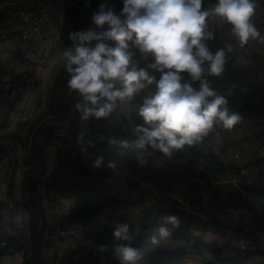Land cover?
Returning a JSON list of instances; mask_svg holds the SVG:
<instances>
[{"label": "clouds", "instance_id": "9594fccd", "mask_svg": "<svg viewBox=\"0 0 264 264\" xmlns=\"http://www.w3.org/2000/svg\"><path fill=\"white\" fill-rule=\"evenodd\" d=\"M122 8L102 0L86 26L72 30L73 46L63 52L67 86L79 99L74 107L81 119L108 118L118 107L139 96L136 124L129 138L107 137L108 147L127 152L139 165L156 153L171 157L214 128L232 129L242 120L229 107L228 97L212 86L209 76H220L233 46L212 51L214 21L227 23L241 46L250 39L264 41L252 21L257 0H120ZM103 135L100 140H104ZM91 143V141H89ZM94 155V154H93ZM91 159L92 168L115 169L103 155ZM175 213L158 222L153 244L180 227ZM113 246L118 264H145L133 246L140 227L114 221Z\"/></svg>", "mask_w": 264, "mask_h": 264}, {"label": "trees", "instance_id": "16d2710c", "mask_svg": "<svg viewBox=\"0 0 264 264\" xmlns=\"http://www.w3.org/2000/svg\"><path fill=\"white\" fill-rule=\"evenodd\" d=\"M10 1L12 0H0V19L6 17L13 10L6 7ZM101 2L102 0H73L67 5L61 34V39L66 45L73 46V42L68 39V33L90 23L92 13L98 9ZM109 2L115 4L117 11L122 8L120 0H109ZM220 33V29L214 28L215 39L209 41L212 51L225 46V43L220 39ZM228 55L230 59L225 65L224 72L220 76H209V80L215 83V89L228 97L230 109L256 112L264 117V78L259 74V70L264 69V53H255L252 56L251 65L241 62L234 49ZM11 58L14 61H23V55L19 52H13ZM67 78L68 74L63 64L47 88L45 99L47 111L45 114L52 118L55 125L46 124L42 131L44 124L40 125L39 121L46 115L37 117L28 125L25 137L19 138L20 141H30L27 158L28 169L23 174L22 192L27 194L24 199V207L28 211L27 224L31 232L29 248L32 253L29 260L24 259L19 264H49L54 258V255H46V249L42 250L44 239L41 226L40 196L37 189V184L41 180L55 193L72 197V203L64 219L80 226L90 239L89 243H77V246L66 249L62 253L60 264H95L100 260L99 257L105 258L107 264H118L113 256V246L120 241H117L113 236V228L104 231L91 228L93 209H99L106 203L91 206L92 196L98 189L92 182L84 183L83 180L76 177L75 173L78 171L74 163L81 158L83 153L91 154V158L103 155L107 162V141L106 138L100 140L101 135L105 137L104 125L115 128L116 135L122 133L121 125L112 126L108 123L110 116L99 120L92 118L88 131L79 144L78 131L82 122L78 110L74 107L77 98L74 91L69 90L66 83ZM1 91L2 88H0V93ZM140 102L141 97L137 96L131 104L133 127L143 122L136 114L135 105ZM42 123L44 122L42 121ZM56 127L60 128L63 133H67L72 142L57 149L55 165L47 173L45 149L55 137L53 129ZM174 156L182 161L181 165L176 164L168 167L152 162L151 165L141 166L127 152L118 160L122 165L131 168L137 177L141 176L142 178H139L141 181L153 184L159 193H164L167 188L180 187L185 191L186 197L209 214L235 213L246 218L252 208H257V212L262 210L261 219L264 218V188H248L242 191L227 183H221L225 166L211 151L208 136L203 138L202 148L198 149L196 145H185L183 149L176 151ZM90 167L87 166L83 169L86 177L93 174ZM98 169L100 168L95 171ZM131 189L132 186H129L127 192ZM139 192L138 189V195ZM242 196H245V199ZM124 205L128 206L129 201H124ZM150 214V212L145 214L146 220L149 219ZM177 215L181 221L180 227L173 229V235L161 240L158 244H153L149 239L158 225L147 223L141 227L142 231L136 237L133 246L140 250L145 264H187L184 256L188 252L192 253L195 259H199L202 264H248L247 257L256 254L248 250L230 248L227 245L232 238L242 235L236 228L226 227L218 221L203 224L192 216ZM250 217L251 221H255L253 215ZM194 230H199L201 233L213 232L223 243L221 245L216 241L201 243L196 236L192 235ZM173 240L184 243L191 241V245H185L184 249H170L166 242L169 243ZM192 240H195V245ZM209 256L212 260H209Z\"/></svg>", "mask_w": 264, "mask_h": 264}, {"label": "built area", "instance_id": "2783aa9c", "mask_svg": "<svg viewBox=\"0 0 264 264\" xmlns=\"http://www.w3.org/2000/svg\"><path fill=\"white\" fill-rule=\"evenodd\" d=\"M69 3L66 0H12L6 7L13 10L6 17L0 19V52H19L27 63H33V58H37L36 63L33 64L32 75H27L29 68L22 67L15 70L11 77L4 80L0 86L2 88L0 93V264H19L29 257L27 247L31 242V232L27 224L28 211L24 207V199L27 194L22 192V186L23 174L28 169L27 158L30 141H20L19 138L25 137V129L35 119L36 112L45 102L47 94L46 85L39 82V74L36 69L40 67L39 71L41 68L58 62L60 52L63 53L69 47L61 39L65 9ZM257 3L258 7L252 21L261 35H264V0H257ZM220 23V21H214V28L220 29ZM254 40L264 45V41L250 39L241 46L231 31H226L223 42L232 44L233 49L239 55V60L251 65L254 55L252 48ZM2 53L7 52L0 54ZM212 86L216 87L214 82H212ZM74 93L78 100V94L75 91ZM131 113L132 105L130 104L118 107L110 115L108 123L112 126L121 125L122 133L116 135L115 128L104 125L106 141L107 137L129 138L132 135L134 127ZM257 118L264 119L261 115ZM81 121L85 120L81 119ZM39 124H44L42 131L46 124L55 125L51 117H45L39 121ZM81 128L84 129V126L80 125L79 129ZM227 130L217 127L208 134L211 151L217 157L225 153L234 163L227 166L224 164L225 173L221 177V183H227L238 190L264 188V150L257 148L260 141L264 142V123L259 131L250 132L245 138L241 136L224 138ZM53 132L55 137L45 149L47 173L55 165L57 149L72 142L71 137L67 133H63L60 128L56 127ZM202 141L203 139L194 145L200 149ZM250 148L255 151V158L260 161L258 167L251 168L246 162L245 156ZM107 149V159L116 161L115 169H120L122 167L118 160L120 152L114 147L107 146ZM89 158L91 157L88 153H83L81 158L74 163L76 170L82 172L88 163H91ZM149 160L168 167L182 164V161L177 159L174 154L171 157H164L162 154L156 153ZM101 172V175L99 172L93 173L89 177V181L95 185L115 184L111 178L104 176L106 175L104 171ZM137 188L140 190L139 197L128 206L93 209L91 222L93 223L97 216L101 218L95 225V230L104 231L112 228L111 225L114 221L128 222L133 227L141 228L147 223H162L163 217L169 213L186 214L203 224L218 221L226 227L238 229L242 235L232 238L227 243L230 248L235 247L240 250H248L251 253L264 254V223L252 224L235 213L209 214L196 206L186 197L185 191L180 188H176V193L182 197L176 196L175 198L159 193L148 181H138ZM37 189L40 196L41 226L50 232L51 239L64 244L72 243L70 241L76 239L78 225L64 219L72 203V197L68 195L56 197L54 193H52L53 196L48 195L43 180L37 184ZM157 200L161 202L156 206L154 204ZM91 206L94 207L93 204ZM148 212L151 213V218L144 220L143 216ZM200 233L201 231L194 230L192 235L196 236ZM204 241L212 242L213 239L205 238ZM89 242L90 239L86 238L83 243ZM181 242L173 240L170 243L177 245ZM166 243L168 244V242ZM190 243L188 241L184 244L189 245ZM172 248L177 247L172 246ZM65 250L61 248L54 254V258L49 264H60L62 253ZM186 255L187 264H202L199 259H195L192 253L188 252ZM99 259L95 264H107L105 258L99 257ZM209 260H212L210 256Z\"/></svg>", "mask_w": 264, "mask_h": 264}, {"label": "crops", "instance_id": "0c3cea01", "mask_svg": "<svg viewBox=\"0 0 264 264\" xmlns=\"http://www.w3.org/2000/svg\"><path fill=\"white\" fill-rule=\"evenodd\" d=\"M220 26H221L220 31L223 34V37L225 36L226 31H231V26L229 24H227V23L221 22ZM61 45H63V44H61ZM252 48L254 50V54L255 53L256 54L264 53V45L259 43L257 40H254L252 42ZM1 52H7L5 54L9 53L8 58L11 57V55L13 53V52H8V51H1ZM0 56H3V55H0ZM36 60H37V58H33V63H28L26 66H24L26 68H29L27 70V75H32L33 74V69L32 68L34 67L33 64L36 63ZM12 62H13V60H12ZM14 62H18L20 64L22 62L25 63L24 60L21 61V62H19V61H14ZM63 64H64L63 53L60 52V59H59L58 62L52 63V65L49 66V67L41 68L39 71H38V69L40 67L36 69L37 74H39V82L45 83V85H46L45 86V90H47V88L49 86L48 84L51 83V81L53 80L52 78H54V76L56 75L58 69ZM11 69H12V72L15 70V68H11ZM1 75H2V73L0 71V76ZM4 80L6 81L7 78L2 79L0 77V86H1V84H2V82ZM45 99H46V96H45ZM34 105H35V102H34ZM238 112L241 114L242 120L245 117H252L255 120V122L243 123L242 120L239 121L237 124H235L233 126L232 129H228L226 131V133L224 134V138H232V137H237V136H241V137L245 138V136L247 135L246 133L251 132V131L252 132L253 131H259L261 129V126L264 123V119L259 120L257 118V116H259L260 114H258V113L256 114V112L254 113V112L245 111V110L238 111ZM86 126H89V124H87ZM26 131H27V129H26ZM87 131H88V129H87ZM257 148L261 149V150H264V142L260 141L258 143V145H257ZM124 153L125 152H120V156L122 157ZM89 155L91 157V154H89ZM119 157H118V159H119ZM115 158H117V157H115ZM218 159L223 164H225V166L234 164L225 153L220 155V156H218ZM245 159H246V162L248 163V165H250L251 168L258 167L259 164H260V161L255 158V151L252 148L249 149V152L245 156ZM87 166L90 167L91 163H88ZM89 169L92 170L91 171L92 173H98L99 172L100 175L102 174L101 171H104L105 174H106L104 176H107L108 178H111L113 180V182H115V184H110V183H101V184H98V185L94 184L96 186L95 188L98 189L97 192H95V194L92 196V202L91 203L94 206H99L100 204L105 202L106 204L103 207L116 208V207L124 206V201H129V203H131L132 201L136 200L139 197V195L137 194V192H138L137 183H138V181H141L139 178H142V177L141 176L137 177L134 174L133 170L131 168H128L126 165H122V167L120 169H111V168H108L106 166H102V167H100V169H98L96 171H95V169H97V168L90 167ZM75 175H76L77 178L83 180L84 183H90V181H89V177L90 176L86 177V173L84 171L81 172L80 170H78V172H76ZM81 180H79V181H81ZM216 183H218V182H216ZM129 186H132V189L129 192H127V188ZM44 187H45V190L48 192V195H52L53 196L52 193H54L56 197L61 196L60 194L55 193V191L53 189L49 188L46 185L45 182H44ZM62 196H65V195L62 194ZM127 198H129V199L126 200ZM160 202L161 201L158 202V200H157V201H155L154 205L157 206ZM100 208H102V207H100ZM259 215H260V217L262 216L261 213H259ZM150 218H151V215L149 216V219ZM98 219H100L99 216L96 217V220H98ZM93 226H95V225H92V227H91L92 230H93ZM42 227H43L42 235H43V239H44V246H43L42 250L44 251L46 249V252H47L48 247H50L51 244H52V240L53 241H57V240L51 239L48 236V235H50V232L44 226H42ZM80 228L81 227L78 226V231H79ZM207 233H210V232H205V233H202V234H207ZM77 234H78V232H77ZM202 234L200 233L199 235H196V238L199 240V242L204 243V244L210 243V242H205L204 241L205 237L201 238L202 236H200V235H202ZM86 238H88V237L85 234L84 238L79 243H83ZM206 238H210V237L206 236ZM213 241H216L219 245H221L223 243V241L217 235H216V238L213 239ZM57 243H60V242L57 241ZM192 243H193V245H195L196 244L195 240H192ZM30 244H31V242H30ZM189 245H191V243ZM29 246L27 247V252L29 254L28 260L31 258V255H32ZM172 246L173 245H169V248L172 249ZM180 249H182V248H180ZM201 252H203V251H201ZM204 254H206L205 251H204ZM258 260H263V262H264V254L263 253H256V254H253V255L251 254V255H249L247 257V263L248 264H251L252 261L255 262V261H258ZM262 264H264V263H262Z\"/></svg>", "mask_w": 264, "mask_h": 264}, {"label": "rangeland", "instance_id": "374dc122", "mask_svg": "<svg viewBox=\"0 0 264 264\" xmlns=\"http://www.w3.org/2000/svg\"><path fill=\"white\" fill-rule=\"evenodd\" d=\"M68 3L69 2H71L72 0H66ZM220 39L222 40V41H224V37H223V34L221 33L220 34ZM5 53H2V54H0V55H3V56H0V71H1V73H2V75L0 76L2 79H4V78H10L11 76L10 75H12V73L15 71V70H19L20 68H22V67H24V66H26L28 63L27 62H25V65H24V63L22 62L21 64L20 63H18V62H14V60H13V62H12V58L11 57H9L8 58V56H9V53L8 54H5ZM12 56V55H11ZM61 67V66H60ZM11 68H15V70L12 72V69ZM259 74L264 78V69H261V70H259ZM53 79V78H52ZM46 111H47V107H46V102H44L43 103V105L42 106H40L39 108H38V110H37V112H36V116H35V118H37V117H41V116H43V115H46L45 113H46ZM45 117H49L48 115H46ZM243 123H248V122H255V120L252 118V117H245V118H243ZM82 123H80L81 125H83L84 126V129L83 128H81V129H79V131H78V133H79V144L81 143V140L84 138V136H85V134L87 133V129L89 128V126H86L87 124H89L90 123V120H85V121H81ZM82 127V126H81ZM27 128V127H26ZM26 130V129H25ZM252 132V131H251ZM248 133H250V132H248ZM248 133H246V134H248ZM120 155V154H119ZM119 157V156H118ZM154 163V162H153ZM147 164H152V161H150L149 160V162L147 163ZM168 184L166 183V186H167ZM176 188H180V187H172L171 189L169 188H167L166 190H164V194H166V195H169L171 198H175L176 196H180V197H182V195H178L177 193H176ZM243 191V190H242ZM183 197H185V196H183ZM242 198L243 199H245V196H242ZM251 201V200H250ZM215 213H217V212H215ZM259 213H261L262 214V210H259L258 212H257V208L255 209V208H252L251 209V211L250 212H248V214L246 215L247 217L245 218V219H247V220H249L252 224H258V223H262V221H264V218H262L261 219V217H260V215H259ZM251 215H253L254 216V218H255V221H251ZM143 219L145 220V217L143 216ZM101 220V218L100 219H98V220H96V219H94L93 220V225H96L99 221ZM264 223V222H263ZM145 225V224H144ZM143 225V226H144ZM96 229V226H93V230H95ZM202 234V233H201ZM50 238H51V234L50 235H48ZM84 236H85V232L80 228L79 229V231H78V234H77V236H76V239L75 240H73V241H70V242H72V243H69V244H64V243H62V242H60V243H57V241H53L52 240V244H51V246L50 247H48V249H47V252H46V255H48V256H52V255H54V254H56L58 251H60L61 250V248H63V249H69V246H71V247H75V246H77L78 244H80L79 242L84 238ZM200 236H202L201 238H206V236H208V237H210L211 239H215L216 238V235L215 234H213V233H207V234H202V235H200ZM76 243H78V244H75ZM71 244V245H70ZM169 244V243H168ZM166 245V244H165ZM169 245H173V246H176L177 248L176 249H180V248H182V249H184V243L183 242H181V243H179V244H177V245H175V244H169ZM187 257V255L186 256H184V259ZM262 263H264L263 262V260H258V261H252V263L251 264H262Z\"/></svg>", "mask_w": 264, "mask_h": 264}]
</instances>
